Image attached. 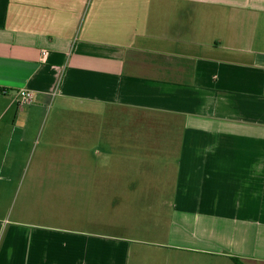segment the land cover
<instances>
[{"label": "crops", "instance_id": "crops-1", "mask_svg": "<svg viewBox=\"0 0 264 264\" xmlns=\"http://www.w3.org/2000/svg\"><path fill=\"white\" fill-rule=\"evenodd\" d=\"M233 257L264 264V0H0V264Z\"/></svg>", "mask_w": 264, "mask_h": 264}, {"label": "built area", "instance_id": "built-area-1", "mask_svg": "<svg viewBox=\"0 0 264 264\" xmlns=\"http://www.w3.org/2000/svg\"><path fill=\"white\" fill-rule=\"evenodd\" d=\"M19 94L21 96L22 102H24V103L31 102L34 99L33 91H31L27 88L20 89Z\"/></svg>", "mask_w": 264, "mask_h": 264}, {"label": "trees", "instance_id": "trees-1", "mask_svg": "<svg viewBox=\"0 0 264 264\" xmlns=\"http://www.w3.org/2000/svg\"><path fill=\"white\" fill-rule=\"evenodd\" d=\"M233 260L237 263V264H243L242 261L236 257H233Z\"/></svg>", "mask_w": 264, "mask_h": 264}]
</instances>
